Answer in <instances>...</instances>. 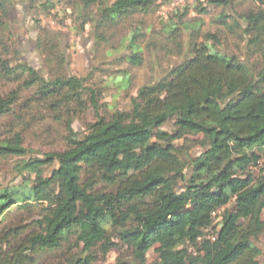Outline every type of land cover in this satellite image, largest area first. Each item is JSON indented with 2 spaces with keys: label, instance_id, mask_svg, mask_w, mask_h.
<instances>
[{
  "label": "trees",
  "instance_id": "obj_1",
  "mask_svg": "<svg viewBox=\"0 0 264 264\" xmlns=\"http://www.w3.org/2000/svg\"><path fill=\"white\" fill-rule=\"evenodd\" d=\"M41 1L24 0L30 8L54 3ZM196 1L164 27L167 45L180 48L191 9L212 7L222 10L228 35L247 43V59L223 51L216 34L196 42L195 31L180 64L143 86L129 110L109 112L84 136L69 137L63 152L27 158L21 132L0 138V160H16L21 178L0 184V224L9 217L14 224L0 230V264H42L49 254H59L60 264H97L114 252L117 264H148L152 249V264H262L264 0L244 13L239 0ZM156 3L68 0V7L82 29L94 28L98 47L128 43L130 54L116 61L140 67L139 33L118 35ZM15 11L13 0H0V80L17 85L0 96V119L30 90L56 109L83 108L88 97L99 110L100 92L87 78H46L22 61L8 39Z\"/></svg>",
  "mask_w": 264,
  "mask_h": 264
},
{
  "label": "rangeland",
  "instance_id": "obj_2",
  "mask_svg": "<svg viewBox=\"0 0 264 264\" xmlns=\"http://www.w3.org/2000/svg\"><path fill=\"white\" fill-rule=\"evenodd\" d=\"M13 1L16 11L11 16V33L8 39L12 40L10 46L18 51L22 61L46 78L63 75L87 78L86 85L100 92L99 110L92 107L88 97H85L83 108L73 105L69 110L65 107L56 109L49 101H38L35 90L25 91L14 108V113L0 119V138L9 136L11 130L21 132L25 147L30 151L27 158H43L47 154L61 153L67 148L69 137L76 134L84 136L90 125L107 116L109 112L114 114L129 110L133 99L143 86L157 82L174 65L182 62V57L192 46L190 44L195 31L198 33L196 42H202L206 34H216L223 43V51L235 54L243 60L247 59V43L228 35L219 22L222 10L212 7L208 8L205 14L191 9L184 19L186 24L181 29L182 36L178 40L180 48H177L178 45H167L164 27L169 22H178L176 15L182 14L185 8H191L196 4V0H157L156 7L150 14L137 15L121 27L118 38L128 32L127 36L139 33L137 47L143 58V65L140 67L116 61L130 54L128 43L116 47L117 50L111 45L98 47L94 28L90 25L85 29L81 28V22L77 21L76 14L68 7V0H54L47 8L41 3L30 8L31 5L24 0ZM200 1L206 6V0ZM237 4L240 13L255 7L253 0H239ZM137 29H140L139 32ZM55 55L59 57L58 61L55 60ZM11 66H16V63H11ZM123 72H126V76ZM16 86L0 80V96ZM195 151L197 154L200 149ZM14 162L16 160H0L1 185L10 186L21 182V178L16 179L13 173ZM260 166L264 167V159ZM253 171L258 172V169ZM11 220L9 217L1 223L0 230L10 225ZM14 220L18 221L15 224L21 222L19 218ZM209 233L211 237L214 235ZM72 242L75 243V237H72ZM259 245L263 250L261 261L264 264V236ZM157 257L155 249H152L148 254V264L154 263ZM117 258L118 255L114 252L97 264H117ZM61 262L59 254H49L42 260V264Z\"/></svg>",
  "mask_w": 264,
  "mask_h": 264
}]
</instances>
